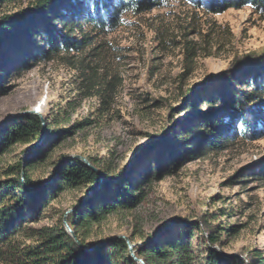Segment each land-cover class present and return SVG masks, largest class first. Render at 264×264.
Returning <instances> with one entry per match:
<instances>
[{
    "label": "rangeland",
    "instance_id": "rangeland-1",
    "mask_svg": "<svg viewBox=\"0 0 264 264\" xmlns=\"http://www.w3.org/2000/svg\"><path fill=\"white\" fill-rule=\"evenodd\" d=\"M31 2L1 3L0 21L26 11ZM158 3L140 13L125 11L113 31L85 25L83 32H75L77 39L87 35L79 50H61L28 69L10 66L2 81L6 94L0 93V135L15 117L35 111L45 124V136L27 153L42 134L33 144L16 143L0 154V182L13 178L11 167L21 159L25 163L26 155L37 148L48 149L31 172L44 186L52 183L57 167L75 155L108 165L110 174L148 165L159 172L151 146L165 129L181 131L191 89L197 86L199 91V111L207 110L202 100L215 87V79L233 63L264 54V12L251 5L214 12L203 0ZM70 127L72 134L63 133ZM241 128L237 123L236 135L221 149L206 151L145 186L144 198L134 209L110 214L94 228L87 237L89 246L125 235L139 247L149 235L160 238L197 223L192 239L196 251L203 253L211 245L225 258L240 256L246 263L243 249L264 254V128L254 139L240 135ZM49 131L62 135L51 140ZM91 194L86 186L60 191L9 243L0 245V264H21L19 249L58 228L62 217ZM204 220L219 227L237 226V232L219 229L220 248L207 242Z\"/></svg>",
    "mask_w": 264,
    "mask_h": 264
},
{
    "label": "trees",
    "instance_id": "trees-1",
    "mask_svg": "<svg viewBox=\"0 0 264 264\" xmlns=\"http://www.w3.org/2000/svg\"><path fill=\"white\" fill-rule=\"evenodd\" d=\"M5 1L0 0V4ZM158 1L32 0L26 11L5 16L0 21V93L6 94L7 88L2 81L10 66L14 70L28 69L39 60L55 58L61 50H79L87 43V35L83 33V37L77 39L75 32H83L85 25L103 33L113 31L120 25L125 11H148L157 6ZM203 1L214 12L244 5L264 12V0ZM215 80V87L202 100L208 104L207 110L199 111L196 86L191 89L184 109L190 110L188 116L179 122L181 131L173 133L165 129L156 136L151 148L157 156L156 170L159 172H153L148 165L144 169L126 168L118 174H110L108 165L88 157L90 163L103 172L99 182L98 173L83 161L66 159L57 167L50 185L37 187L41 182L34 180L31 172L38 161L45 159L48 149L37 148L28 153L25 163L21 159L14 168L11 167L9 172L16 175L0 182V245L9 243L23 224L39 215L60 191L86 186L92 192L91 196L80 200L79 206L67 214L66 219L81 244L91 247L88 235L110 214L134 209L143 200L144 187L149 183L204 156L206 151L224 147L229 138L236 135L237 123L242 125L240 135L256 138L264 128V54L233 63ZM248 86L250 89H246ZM217 100L220 101L218 106L215 105ZM47 128L50 130L49 125ZM2 131L0 154L16 143H35L43 133V123L37 114L29 113L15 117ZM65 132L72 134L73 127ZM60 133L49 131L48 136L53 140L62 135ZM132 170L135 175L131 176ZM210 222L204 220L210 244L222 246L221 228L226 232H237V226L219 227ZM197 230L199 225L193 223L177 227L168 236L154 239V235H149V241L134 249L146 264H264V254L260 250L243 249L249 259L247 263L240 256L225 258L211 245L203 253L196 251L192 239ZM19 252L24 257L21 264H137L123 238L107 237L92 250H84L66 230L63 217L58 228L42 233L36 244L27 245Z\"/></svg>",
    "mask_w": 264,
    "mask_h": 264
},
{
    "label": "water",
    "instance_id": "water-1",
    "mask_svg": "<svg viewBox=\"0 0 264 264\" xmlns=\"http://www.w3.org/2000/svg\"><path fill=\"white\" fill-rule=\"evenodd\" d=\"M33 112L35 113V111H33ZM42 123H43V133H42V137H41V139H40L36 144L31 145V146L26 150V153L29 152V151H30L31 149H33L34 147H36V146L42 141V139L44 138V136H45V124H44V122H42ZM70 158L78 159V160L83 161L87 166H89V167L92 168L96 173H98V175L100 176V180H101V177H102V175H103L102 172H101L98 168L94 167L86 157H84V156H82V155H75V156L70 157ZM44 185H45V183H40L39 185H37V187H39V186H44ZM28 187L31 188L30 186H28ZM74 209H75V208H74ZM63 224H64L66 230L70 233V235L75 239V241H76V242H77V243H78V244H79L84 250H86V251H90V250H92L93 248H95L96 246H98V245L101 244V243H98V244L93 245L92 247H86V246H84L83 244H81V242L78 240L77 236L75 235V233L73 232V230H72L71 227L69 226V224H68V222H67V219H66V215L64 216ZM114 237H115V238H123V239L126 240V242H127V244H128L129 253H130L131 257L134 259V261H135L136 263H138V264H146V262H145L142 258H140V257L137 255V253H136V251H135V249H134V245L132 244L131 240H130L127 236H125V235H117V236H114Z\"/></svg>",
    "mask_w": 264,
    "mask_h": 264
}]
</instances>
